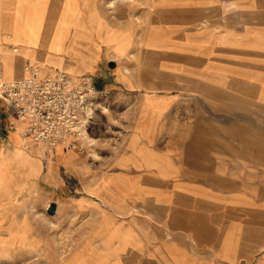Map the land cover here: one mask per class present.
<instances>
[{
    "label": "rangeland",
    "instance_id": "374dc122",
    "mask_svg": "<svg viewBox=\"0 0 264 264\" xmlns=\"http://www.w3.org/2000/svg\"><path fill=\"white\" fill-rule=\"evenodd\" d=\"M156 1L102 0V14L110 17V6L117 4L113 14L117 8L119 21L129 20L141 27L142 12L153 14ZM245 2L246 6L223 9L232 14L240 10L247 17L248 29L242 40L247 46V55L243 56L247 68L253 70L250 72L256 71L257 78L261 77L259 86L249 89L248 94L257 92L262 96V109L261 115L248 119L247 125L240 127L244 133L228 138L231 142L257 144L263 148L252 153L257 154L254 158L262 159L260 166L264 171V0ZM16 4L0 0V20L4 21L0 26L4 33L11 38L15 27L24 33L30 31L39 37L41 44L49 45L63 56L71 51L68 45L79 38L94 37V29L99 25L90 20L94 17L87 21L81 19L83 10L80 11L81 3L77 0H18ZM95 5L96 2L90 0L88 14L93 10L95 15ZM218 9L222 10L205 7L200 11L206 15ZM22 54L21 50L0 53L5 81L25 78L27 64L34 67L40 81L56 76L45 72L47 61L34 63L31 51ZM15 58L19 59L16 63ZM59 66L73 75L69 64L59 63ZM109 95H113L111 104L110 98L95 96L96 103L105 101L103 113L95 117L94 112L83 147H60L63 149L56 153L55 149L45 151L39 177L14 199L3 200L6 202L0 205V264H264L260 255L254 256L259 249L254 246V230L241 226L237 214H228L219 224L218 217L212 216L217 227L213 230L193 228L190 231L184 225H189L191 216L181 212V224L170 225L174 216L180 217L177 209L180 203L184 206L194 203L204 210L224 206L233 212H237L244 201L252 203L240 198L236 188H228L225 183L202 182L199 186L203 197L198 200L189 197L191 184L177 182L175 175L169 176L167 162L143 150V141L137 145L136 136L128 135L126 97L118 93ZM1 113L9 118L7 122H12L13 127L17 124L23 142L34 149V142L24 137L23 124L0 101ZM5 135L6 129L0 128V138ZM88 136L93 138L92 142L88 141ZM158 146L165 144L162 141ZM186 152H178L174 157L183 158ZM114 186L123 195L111 197ZM52 204L56 208L49 214ZM245 241L248 246H240V242Z\"/></svg>",
    "mask_w": 264,
    "mask_h": 264
},
{
    "label": "crops",
    "instance_id": "0c3cea01",
    "mask_svg": "<svg viewBox=\"0 0 264 264\" xmlns=\"http://www.w3.org/2000/svg\"><path fill=\"white\" fill-rule=\"evenodd\" d=\"M17 1L10 0L14 6ZM77 1L83 10L81 19L94 17L90 20L99 24L94 37L79 38L68 45L71 51L63 56L41 44L32 32L24 33L17 27L6 42L3 35L9 34L0 26V53L11 52L12 46H18L22 55L31 51L32 61H47L45 72L55 75L66 71L59 63H67L72 67V76H90L97 93L110 98V104L113 95L109 94L126 97L128 135L136 136L137 145L143 141V150L166 161L169 176L191 184L189 197H203L199 186L202 182L225 183L228 188H236L240 198L252 203L242 202L237 212L224 206L204 210L194 203L187 207L180 203L178 215L181 212L191 216L189 225H182L190 231L213 230L217 227L212 216L218 217L219 224L228 214H237L241 226L254 230V246L259 248L254 256L260 255L264 261V171L260 166L262 159L254 158L257 154L252 153L263 148L228 138L244 133L240 127L261 115L262 109V96L257 92L248 94L249 89L259 86L261 77L257 78L256 71L250 72L253 70L247 68L244 59L247 46L242 40L248 29L247 17L240 10L232 14L223 9L246 6V0H157L153 14L142 12L141 27L129 20L119 21L117 8L113 14L117 4L110 6L112 11L107 18L102 14V0H94L95 15L93 10L88 14L90 0ZM205 7L222 10L201 14ZM104 103L96 105L95 117L102 115ZM8 119L0 114V128L6 129L5 137L0 138V205L14 199L39 177L45 155L43 149H32V145L24 143L17 124L13 127ZM162 141L165 146H158ZM63 148L55 149V153ZM184 151L187 152L183 158L174 157ZM112 194L111 197L123 195L115 186ZM184 207L186 210L181 209ZM179 219L182 221L181 216H174L170 225L181 224ZM240 246L248 243L240 242Z\"/></svg>",
    "mask_w": 264,
    "mask_h": 264
},
{
    "label": "built area",
    "instance_id": "2783aa9c",
    "mask_svg": "<svg viewBox=\"0 0 264 264\" xmlns=\"http://www.w3.org/2000/svg\"><path fill=\"white\" fill-rule=\"evenodd\" d=\"M25 72V78L15 81H5L0 74V101L24 123L25 135L47 152L66 138H71L67 146L81 147L79 139L87 133L98 105L90 76L59 72L40 81L33 67Z\"/></svg>",
    "mask_w": 264,
    "mask_h": 264
},
{
    "label": "bare ground",
    "instance_id": "6f19581e",
    "mask_svg": "<svg viewBox=\"0 0 264 264\" xmlns=\"http://www.w3.org/2000/svg\"><path fill=\"white\" fill-rule=\"evenodd\" d=\"M10 39H11V38H10L8 35L5 37L6 42H9ZM18 51H19L18 46H12V47H11V52L16 53V52H18ZM28 66L33 67L32 65L27 64V65L25 66V68H24V71H25L26 67H28ZM33 68H34V67H33ZM34 70H35V69H34ZM0 74H1L2 79L4 80V78H3V76H2L1 68H0ZM25 75H26V72H25ZM25 77H26V76H25ZM54 77H55V76H54ZM47 79H49V78H47ZM15 80H19V79H14V80H10V81H15ZM45 80H46V79H45ZM19 122H20L21 124H23V129H22V130H23V134H24V137L28 140L29 138L25 135L24 123H23L22 121H20V120H19ZM87 138H88V141H89V142H92V141H93V138H92V137L88 136ZM85 140H86V133L84 132L83 135H82V136L80 137V139H79V142H80L81 147H83V145L85 144V142H86ZM29 141H31V140L29 139ZM70 142H71V138H66L65 140L59 142V144L56 145L55 149H57L58 147H66L67 144H69ZM32 143H33V142H32ZM34 145H35L37 148L43 149L44 151L46 150L45 147H44V145H42V144H35V143H34ZM93 154H94V153H93Z\"/></svg>",
    "mask_w": 264,
    "mask_h": 264
},
{
    "label": "water",
    "instance_id": "95a60500",
    "mask_svg": "<svg viewBox=\"0 0 264 264\" xmlns=\"http://www.w3.org/2000/svg\"><path fill=\"white\" fill-rule=\"evenodd\" d=\"M55 208H56V207H55L54 204L50 205L49 208H48V213H49V214H53L54 211H55Z\"/></svg>",
    "mask_w": 264,
    "mask_h": 264
}]
</instances>
